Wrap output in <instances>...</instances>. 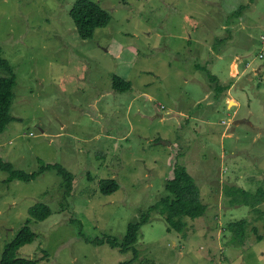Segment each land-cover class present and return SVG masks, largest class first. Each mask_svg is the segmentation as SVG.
Here are the masks:
<instances>
[{"label": "rangeland", "instance_id": "374dc122", "mask_svg": "<svg viewBox=\"0 0 264 264\" xmlns=\"http://www.w3.org/2000/svg\"><path fill=\"white\" fill-rule=\"evenodd\" d=\"M76 1L0 0L2 56L16 74L0 157L73 178L65 196L56 171L7 183L0 170V259L29 225L36 236L17 256L38 264H264V197L253 207L234 193L264 191V0H90L111 20L86 39L69 15ZM197 65L229 91L215 98ZM113 75L130 89L114 91ZM177 164L199 186L204 215L182 217L177 231L152 212L134 252L95 243L122 239L166 195ZM109 180L119 190L105 195ZM37 203L52 214L32 218ZM241 219L247 237L233 243L226 227Z\"/></svg>", "mask_w": 264, "mask_h": 264}, {"label": "trees", "instance_id": "16d2710c", "mask_svg": "<svg viewBox=\"0 0 264 264\" xmlns=\"http://www.w3.org/2000/svg\"><path fill=\"white\" fill-rule=\"evenodd\" d=\"M245 6L239 7L234 12V16H241ZM78 36L86 39L92 36L93 32L99 27H105L109 24L110 14L101 8L97 3L90 0H77L69 13ZM0 67L9 71V75L0 77V135L6 130L8 125L14 121L11 116V107L14 99V88L16 85V74L14 73L9 61L2 56V47L0 46ZM197 68L206 72L211 90L215 93V98H220L228 91L232 84H221L220 78L212 73L206 66L197 65ZM130 83L124 81L119 75H113L112 88L116 92H125L130 89ZM0 170L9 173L6 182L11 183L15 180L30 182L44 175L48 171H56L62 179V187L64 195L69 196L72 189L73 178L64 168L59 165L40 166L39 171L26 173L24 171L15 170L13 166L4 161L0 157ZM100 191L105 195H110L119 190V184L114 180L101 181L99 184ZM166 195L160 197L153 205L149 206L146 211L142 212L137 220L127 225L125 235L122 239L108 236L96 240L95 243H108L112 247H118L122 252L135 251L134 243L137 240L140 227L150 219L152 212H159L164 216L168 229L181 231L184 227L182 217L187 216L196 218L205 214L207 205L203 203L201 191L195 180L191 177L190 172L175 165L173 169V177L165 183ZM234 193H241L245 197V203L254 205L258 204L264 197L263 190H257L254 194L248 193L243 189H234ZM253 198V201L248 199ZM29 213L32 218L46 219L52 214V209L45 203H37L33 205ZM246 219L231 221L226 229L232 232L233 243H244L247 237ZM27 223H29L27 221ZM256 232V228H253ZM36 233L29 225L23 226L8 242L2 251L0 264H38V259L30 257H18L17 251L26 244L34 241ZM257 239L261 237L256 235ZM119 264H132V259L122 261Z\"/></svg>", "mask_w": 264, "mask_h": 264}, {"label": "built area", "instance_id": "2783aa9c", "mask_svg": "<svg viewBox=\"0 0 264 264\" xmlns=\"http://www.w3.org/2000/svg\"><path fill=\"white\" fill-rule=\"evenodd\" d=\"M259 57L260 58L264 57V38L262 39V49H261V52L259 53Z\"/></svg>", "mask_w": 264, "mask_h": 264}, {"label": "crops", "instance_id": "0c3cea01", "mask_svg": "<svg viewBox=\"0 0 264 264\" xmlns=\"http://www.w3.org/2000/svg\"><path fill=\"white\" fill-rule=\"evenodd\" d=\"M228 91H229V90H228ZM230 100H231V99H230ZM230 100H229V101H230ZM231 104L235 105V104H236V102H233V101H232V102H231ZM170 180H171V179H170Z\"/></svg>", "mask_w": 264, "mask_h": 264}]
</instances>
